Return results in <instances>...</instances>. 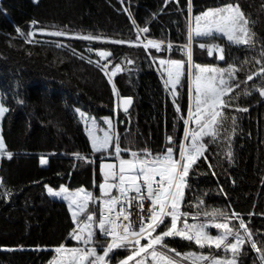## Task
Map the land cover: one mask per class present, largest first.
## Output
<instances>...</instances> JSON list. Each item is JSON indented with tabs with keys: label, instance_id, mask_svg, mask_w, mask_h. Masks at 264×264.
Segmentation results:
<instances>
[{
	"label": "trees",
	"instance_id": "obj_1",
	"mask_svg": "<svg viewBox=\"0 0 264 264\" xmlns=\"http://www.w3.org/2000/svg\"><path fill=\"white\" fill-rule=\"evenodd\" d=\"M187 2L0 0V95L9 109L2 119V135L8 150L14 153L12 158L0 157V177L4 182L0 185V264H49L56 255L55 246L78 243L69 236L74 222L68 204L52 197L47 187H85L99 196L98 185L102 180L99 164L102 159L115 157L107 152H93L76 108L96 117H112L122 149L149 148L154 153L160 152L170 144L167 136H173L179 144L190 104L187 74L177 86L179 95L174 97L170 86L165 87L167 77L158 59L171 57L186 61L180 46L187 38ZM228 2L236 0H192V12L195 15ZM239 3L250 19L256 21L253 30L257 39L264 38V0H239ZM32 20L39 23L33 26ZM133 20L140 29L148 28L140 40H163V47L157 50L145 49L139 42L115 43L121 39L137 40L138 28ZM17 26L25 33L34 27H45L111 39L88 41L37 32V42L29 43L17 32ZM203 39L206 43L212 42L197 38L192 45L193 60L213 62L217 53L210 55L207 49H200L199 42ZM56 41H63L64 46L56 47ZM168 41L173 42L171 51L167 50ZM225 41L226 38L217 42L225 44L227 62L238 58L239 65L245 56L251 59L257 54ZM90 49H103L112 55L100 58L98 51ZM98 59L102 64L111 59V69L120 64L123 70L110 81L95 63ZM255 67L258 65L253 62L237 72V82L244 83L234 91L243 93L246 85L259 83L258 76L246 81ZM112 83L119 96L113 92ZM123 96L134 98L128 113L119 107V98ZM234 103L247 107L248 111L226 109L237 117L230 145L233 159L229 161L225 155L229 147L226 139L213 143L205 137L209 144L205 151L207 159L202 156L190 169V187L185 189L182 209L195 212L196 207L187 201L195 203V198L203 196L209 210L213 207L235 209L257 234L254 238H259L264 236V96L253 89L250 95L242 94ZM232 126L230 119L225 122V127ZM190 127L196 126L192 123ZM226 135L221 133V137ZM77 152L89 160L77 159L74 155ZM42 156L46 157V163H41ZM6 189L10 195H5ZM91 209L97 212V207ZM233 223L238 225L239 221L233 220ZM209 230L218 233L213 225ZM165 239L170 248L180 252L200 250L194 242L180 237ZM97 241L107 242L99 233ZM114 251L116 256L111 264L128 254L127 250ZM216 251L223 254L221 250ZM236 259L237 264H254V261L259 264L258 254L250 244L242 246Z\"/></svg>",
	"mask_w": 264,
	"mask_h": 264
},
{
	"label": "snow or ice",
	"instance_id": "obj_2",
	"mask_svg": "<svg viewBox=\"0 0 264 264\" xmlns=\"http://www.w3.org/2000/svg\"><path fill=\"white\" fill-rule=\"evenodd\" d=\"M123 2V0H121ZM167 2V0H166ZM179 3V0H177ZM192 0L187 2L188 27L186 42L180 46V51L186 55L185 59H160V66L167 74L165 87L178 96L177 86L181 85L182 78L187 74L189 84L190 104L187 116L184 118V137L177 145L173 136H167L170 144L165 150L153 152L149 148L133 150L131 147L121 148L120 136L108 117V127L99 135V125L94 117L89 118L88 114L80 108L75 111L80 114L82 120L91 127H87L91 140L93 152H107L113 160L102 159L99 164V173L102 180L99 182L100 195L96 196L85 187L70 189L61 185L59 190L48 187L49 194L62 197L68 201L74 227L69 236L77 241L75 246L60 244L55 246V253L51 264H111L116 256L114 250H127L128 254L117 261V264H237L236 257L245 244H250L258 254L259 264H264V236H257L247 222L236 212L225 208L213 207L210 210L205 205L203 196L187 201L190 206L196 207V211H184L182 205L185 203V189L188 184L189 172L193 165L204 156L209 144L205 137L211 142L217 139H226L229 147L225 153L227 159H233L231 150V136L235 133L237 117L226 111L229 108H236L244 112L247 107L241 106L238 101L240 96L250 95L253 89H258L259 94L264 96V38L257 39L253 30L256 21L242 9L239 0L235 3H224L219 7H209L198 14L193 15ZM127 11V9H125ZM155 15V13L153 14ZM31 25L39 23L32 20ZM134 26L138 28L137 40H116L118 44L141 43L145 49L151 46L153 49H161L165 44L163 40L148 39L146 42L140 40L142 33H147L148 28H139L133 20ZM17 32L27 42H37V32L48 33L56 37H80L84 40H108L111 37L100 35L69 32L65 30H50L45 27L33 28L25 33L19 26ZM197 38L211 39V43H201V49H207L211 55L218 53L220 61L227 63L226 67L217 64H199L193 60V42ZM226 38L225 43L245 48L257 53L251 59L245 56L244 60L237 64L238 58L231 62L225 60L227 49L225 44L218 43L219 39ZM56 47H63V41H56ZM70 47V46H69ZM173 42H167V50L171 51ZM98 51L100 58H106L112 54L103 49H90ZM90 62H92L90 60ZM131 63V61H127ZM255 62L258 67L246 76V81H253V77H259V83L253 82L246 85L241 91L240 83L237 82V72L243 70V66ZM95 63L101 66V70L112 80L118 71H122L120 64H116L110 71L109 64L100 59ZM113 92L119 96L115 83H112ZM124 109L131 102V97H121ZM23 103V101H20ZM177 110L180 106L176 105ZM9 109L0 101V118H3ZM231 120V129L225 127V122ZM195 123L196 127L190 125ZM228 135L221 137V133ZM123 153V155H122ZM14 153L8 150L4 136L0 134V157L12 158ZM77 159L88 161L89 157L82 153H74ZM91 162V161H90ZM41 163H46V157H41ZM209 167L213 165L209 164ZM215 174V173H213ZM3 178L0 177V185H3ZM95 183V180H94ZM116 190L115 194L113 190ZM222 191V188H221ZM10 190H5V195H10ZM225 195H227L225 193ZM145 201H149L148 215H144ZM99 204V215L90 208L93 203ZM136 203L139 206L138 224L132 220V207ZM201 208L204 210L201 211ZM128 209V210H126ZM192 222H189V218ZM203 217V219H201ZM166 218H170V221ZM238 220V225L233 223ZM213 225L217 234H212L209 226ZM159 230V231H158ZM106 239V243L97 241V234ZM167 237H180L199 246V251L180 252L169 246ZM146 242L142 243V240ZM207 248L209 251H204ZM216 250H221L223 255ZM229 251L231 256L228 255ZM255 264V261H254Z\"/></svg>",
	"mask_w": 264,
	"mask_h": 264
},
{
	"label": "rangeland",
	"instance_id": "obj_3",
	"mask_svg": "<svg viewBox=\"0 0 264 264\" xmlns=\"http://www.w3.org/2000/svg\"><path fill=\"white\" fill-rule=\"evenodd\" d=\"M35 1H37V0H35ZM223 5V4H222ZM219 6H221V5H219ZM219 6H215V7H219ZM148 39H151V38H148ZM145 42H146V38H145V40H144ZM204 41H206V40H201L200 42H199V45L201 44V43H205V44H207L206 42H204ZM149 47H151V46H149ZM163 47V46H162ZM161 47V48H162ZM152 48V47H151ZM201 49V48H200ZM213 54H216L215 52H213ZM213 54H211V55H213ZM161 58H163V59H168V58H171V57H161ZM161 58H159L158 59V61H159V65H160V59ZM172 59H177V58H172ZM195 63H199V64H217V65H219L220 67H226L227 65L226 64H224L222 61H220L219 60V58H218V53L216 54V57L214 58V61L213 62H202V61H195ZM109 73L111 74V71H110V69H111V64H109ZM161 68H162V70H163V67L162 66H160ZM121 68H122V66H121ZM166 74V73H165ZM166 77H167V74H166ZM170 86V85H169ZM171 87V86H170ZM0 101H2L3 102V99H2V97H1V95H0ZM4 103V102H3ZM79 108V107H78ZM82 110V109H81ZM83 111V110H82ZM83 112H85V113H87L88 114V117L89 118H91V117H94L95 119H96V122H97V124L99 125V129L97 130V133L99 134V135H103V130L106 128V127H108V125H107V121L104 119L105 117H108V118H110L111 120H112V125H113V127H114V129L116 130V125H115V123H114V120H113V118L112 117H110V116H102V117H96V116H94V115H92V114H89L88 112H86V111H83ZM78 115H79V117H80V114L78 113ZM2 119L3 118H0V134H2ZM80 119H81V117H80ZM81 121L84 123V125H85V128H87V127H91V122L89 121V124L88 125H86L85 124V122H84V120H82L81 119ZM194 123V122H193ZM195 124V123H194ZM196 126V125H195ZM86 132H87V135H88V131L86 130ZM117 132V131H116ZM88 137H89V135H88ZM89 140H90V137H89ZM90 143H91V140H90ZM47 189H48V187H47ZM55 189H57V190H59V188H55ZM49 193V192H48ZM51 195V194H50ZM52 197H54V198H57V199H60V200H64L62 197H56V196H53V195H51ZM67 204H68V201H66V200H64ZM93 207H96V203H93V204H91L90 205V208H93ZM212 232V231H211ZM212 234H217V233H214V232H212ZM146 242V241H145ZM70 246V245H69ZM72 246H75V245H72ZM199 251V250H198ZM204 251H208V250H204ZM221 255H223V254H221ZM228 255L229 256H231V252L229 251V253H228ZM49 264H51V262L49 263ZM113 264H117V261L115 262V263H113Z\"/></svg>",
	"mask_w": 264,
	"mask_h": 264
},
{
	"label": "built area",
	"instance_id": "obj_4",
	"mask_svg": "<svg viewBox=\"0 0 264 264\" xmlns=\"http://www.w3.org/2000/svg\"><path fill=\"white\" fill-rule=\"evenodd\" d=\"M184 137V136H183ZM183 137H182V140H183ZM149 201H145V209H144V215L147 216L148 215V205H149ZM98 208H99V204H98ZM128 210V209H126ZM138 211H139V206L138 204L134 203L133 204V207H132V212H133V215H132V220L134 223L138 224L139 221H140V217L138 215ZM99 215V214H98ZM101 237H103L101 235ZM104 238V237H103ZM143 241V240H142ZM141 241V242H142Z\"/></svg>",
	"mask_w": 264,
	"mask_h": 264
},
{
	"label": "water",
	"instance_id": "obj_5",
	"mask_svg": "<svg viewBox=\"0 0 264 264\" xmlns=\"http://www.w3.org/2000/svg\"><path fill=\"white\" fill-rule=\"evenodd\" d=\"M123 97H130V96H123ZM131 98L132 99H131L130 104L127 107V111H125L123 100L120 98V109H121V111L123 113H128L131 110V108L133 107V105H134V98L133 97H131Z\"/></svg>",
	"mask_w": 264,
	"mask_h": 264
}]
</instances>
